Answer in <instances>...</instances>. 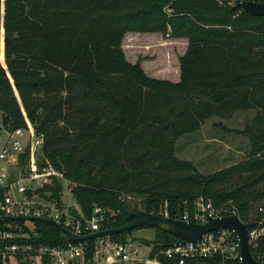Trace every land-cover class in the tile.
<instances>
[{"label": "trees", "instance_id": "obj_1", "mask_svg": "<svg viewBox=\"0 0 264 264\" xmlns=\"http://www.w3.org/2000/svg\"><path fill=\"white\" fill-rule=\"evenodd\" d=\"M245 1L253 0H0V132L27 127L20 108H8L17 83L28 118L45 135L40 166L47 160L64 173L86 218L95 207L113 212L102 230L127 225L139 211L129 210L127 196L175 220L192 216L203 197L217 208L236 206L249 224L259 216L254 205L264 203V17L233 11L231 4ZM130 31L186 35L181 80L150 77L129 62L123 41ZM252 110L259 130L240 132L253 139L246 160L204 176L177 157V141L211 117ZM73 156L77 170L66 159ZM65 181L46 187L59 206ZM35 224L39 236L28 242L68 243L57 227ZM149 228L152 257L182 241ZM128 233L112 237L126 242ZM251 253L263 261L264 241Z\"/></svg>", "mask_w": 264, "mask_h": 264}, {"label": "built area", "instance_id": "obj_2", "mask_svg": "<svg viewBox=\"0 0 264 264\" xmlns=\"http://www.w3.org/2000/svg\"><path fill=\"white\" fill-rule=\"evenodd\" d=\"M165 11L169 15L173 13L169 6ZM25 120L26 128L1 131L6 132L10 140L0 144V217L47 218L81 236L103 231L101 222L113 216V212L95 207L92 217L86 218L83 213L64 203L59 206L52 193L46 191V187L53 185L55 179L65 180L47 160L40 166L39 155L45 135L38 134L28 118ZM27 151L28 160L23 164L21 158ZM257 213L259 216L247 224L250 246L264 241V207H260ZM231 216L240 219L236 206L217 208L211 200L201 197L196 202L195 213L192 216L185 213L180 220L202 225L208 219ZM162 217L169 215L165 212ZM9 221L15 224L7 223ZM21 222H0V264H166L160 260V256L166 258L167 264H243L239 240L234 232L227 229L209 233L196 243H174L154 257L150 254L149 259L143 260L137 258L139 248L133 242L118 241L112 236L71 242L62 233L67 244L36 246L28 242L39 236L35 226H28L29 222H36L24 221V225ZM91 241H94L93 245L89 244ZM262 258L263 261H257L264 263V256Z\"/></svg>", "mask_w": 264, "mask_h": 264}, {"label": "rangeland", "instance_id": "obj_3", "mask_svg": "<svg viewBox=\"0 0 264 264\" xmlns=\"http://www.w3.org/2000/svg\"><path fill=\"white\" fill-rule=\"evenodd\" d=\"M235 5L236 3L231 4L232 7ZM136 35L139 38H136ZM123 45L127 60L133 64L139 62L148 76L154 78L156 77L155 74L161 73H169L173 76L177 71L178 65H180V55L185 53L188 46V38L186 35H181V33L164 35L161 32L130 31L126 35ZM153 72L156 73L152 75ZM158 79L166 78L159 77ZM26 95L34 99L37 97L35 94H31L30 91L26 92ZM15 107L20 108L25 119L28 118V109H26L22 101V95L18 90L17 83H13L12 96L8 108L13 110ZM255 116L256 111L252 110L237 112L229 118L211 117L202 126L201 130L185 135L177 141V157L191 162L198 172L204 176L218 173L246 160L251 152L253 139L249 134L240 132L245 131L247 128L252 133L259 130L254 120ZM28 121L34 126L29 118ZM9 140L10 138L6 132L0 133V144ZM66 159L70 162L71 168L77 170L78 156ZM66 168L65 163L64 169L66 170ZM60 173L65 179L64 173L61 171ZM68 180L63 185L62 202L67 207L77 210L79 206L71 193V184ZM123 200L129 210L138 209L139 211H144L143 198L127 196ZM263 204L254 205L252 214L256 215L258 209L263 207ZM7 223L15 224V222L10 221ZM35 225L32 222L28 223L30 227ZM154 236L155 229L149 227L134 229L128 233V240L133 242L136 248H139L138 259H149L153 248L144 244V241L149 240L151 242L154 240Z\"/></svg>", "mask_w": 264, "mask_h": 264}, {"label": "water", "instance_id": "obj_4", "mask_svg": "<svg viewBox=\"0 0 264 264\" xmlns=\"http://www.w3.org/2000/svg\"><path fill=\"white\" fill-rule=\"evenodd\" d=\"M233 11H242L254 17H264V2L261 1H245L237 3L233 7ZM132 219L127 225L107 229L88 236H81L72 233L66 228L60 226L56 221L47 218L37 217H0V222L6 220L12 221H34L39 223H46L57 227L63 234L67 236L68 241L82 242L95 240L102 237H111L114 235L128 233L134 229L144 226L159 227L164 229L167 233L181 239L184 243H196L200 241L207 234L216 232L220 229H227L237 236L240 244V254L243 264H264L257 261L252 253L249 240V225L244 224L237 216L225 217L221 219H208L206 224H193L180 219H172L169 217L156 216L154 214L138 211L128 216Z\"/></svg>", "mask_w": 264, "mask_h": 264}, {"label": "crops", "instance_id": "obj_5", "mask_svg": "<svg viewBox=\"0 0 264 264\" xmlns=\"http://www.w3.org/2000/svg\"><path fill=\"white\" fill-rule=\"evenodd\" d=\"M135 37L137 38L138 36L136 35ZM125 38H126V36H125ZM125 38H124V40H125ZM123 47H124V45H123ZM187 49H188V46L186 47V51H187ZM186 51H185V53H186ZM184 54H181L180 57H182ZM155 73L156 72H153L152 75H154ZM155 75H156V77H154V78H156V79H158L159 77H162V78H166V79H162V80H169V81H172V82H179L181 80V67H180V65H178L177 71H176V73L173 76H171L169 73H161V74H155Z\"/></svg>", "mask_w": 264, "mask_h": 264}]
</instances>
